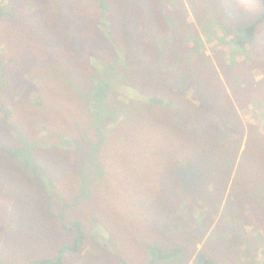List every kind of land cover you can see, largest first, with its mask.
I'll return each instance as SVG.
<instances>
[{
	"label": "rangeland",
	"instance_id": "rangeland-1",
	"mask_svg": "<svg viewBox=\"0 0 264 264\" xmlns=\"http://www.w3.org/2000/svg\"><path fill=\"white\" fill-rule=\"evenodd\" d=\"M13 1L0 23V93L10 84L0 100L12 114L5 122L0 113V146L27 142L49 183L28 181L0 157V173L5 166L23 184L17 194L0 174V202L13 210L0 259L143 264L153 243L181 248L182 264L200 251L264 264V216L243 226L232 207L236 197L264 209V23L254 45L232 46L237 27L261 15V0H132L103 12L94 0ZM145 38L162 44L165 66L142 58ZM96 134L105 139L98 149L88 142ZM85 179L95 183L89 193ZM75 221L98 236L60 259L74 244L61 231Z\"/></svg>",
	"mask_w": 264,
	"mask_h": 264
},
{
	"label": "trees",
	"instance_id": "trees-1",
	"mask_svg": "<svg viewBox=\"0 0 264 264\" xmlns=\"http://www.w3.org/2000/svg\"><path fill=\"white\" fill-rule=\"evenodd\" d=\"M54 1H55V6H59L60 4L66 5V2L68 0H54ZM69 1L72 2L73 0H69ZM94 1H96L100 5V7H101L100 12L101 11L103 12V9L109 10L110 7L116 8L121 3H124L128 8H130L129 6L132 7V4H131L132 0H130V2H129V0H128V2L125 1V0H116V1H114V0H94ZM260 2H261V6H262L261 15L258 18H256L253 21V23L248 24V25L244 24V25H240V26L237 27L236 33H235V35L233 37V41H232V46L234 48H236V49H242V48L245 49L248 46L254 45V43L256 41V38H257V34H256L257 27L259 25H261L262 23H264V0H261ZM148 7L149 6H142L140 8L141 18H142V14H145V13L149 14ZM11 10L13 12L16 10V1H13V0H0V23L4 22L6 20L7 16L10 15V13L12 12ZM162 11H163V14L166 16V13H167L166 10L162 8ZM114 21L116 22V20H114ZM97 29H99V28H97ZM145 41H146V45L148 46L149 53L146 54L144 52V55H143L142 58H144V56H146V55H149L148 57L154 59L156 64H158V60H159L161 65L164 64V66H165L166 58H165V55H164L162 44L160 43L159 44V48H158L157 44L154 43V42H151L152 40L150 38H145ZM2 46H3V44L0 42V50L2 49ZM127 55H128V52H127ZM1 67L6 71V67L4 66V64H1ZM13 72L16 73L17 76L19 77V71L17 69L14 70ZM12 82L14 83V81H12ZM182 82H184V81H182ZM188 84H189V82L185 81L183 86H187ZM9 85L7 84V85L3 86V88H2L3 92L0 93V96L2 94L4 95V91L9 87ZM107 87L109 88L108 85H107ZM105 95H106V89L103 88L102 94L99 93V97H100L101 101H105L104 104H103L104 106H105V104L107 105ZM1 103H5V102L3 100H0V113L3 114L4 120H5V122H7V121H9L11 119L12 114L10 112L6 113L7 110L3 109V107L5 105H3ZM97 119H98V117H93L92 121L94 123H97ZM208 124H209V122H208ZM213 124H215V123H212V125ZM209 125H211V124H209ZM213 130H215V129L213 128ZM100 134H96V135L99 136V140H100V141L98 140L99 142L95 141V140H89L88 141L90 143V146H93V145L96 144L95 145V149H98L97 145L99 143H101L102 140H105V139L101 138ZM27 146H28V143L25 142V146L24 147H22V145L21 146L14 145V146H8L6 148L5 145L4 144L2 145V143H1L0 147L4 151V154L0 153V157L1 158L2 157L11 158V161L13 160L12 161L13 164H15L14 162L19 163L20 167H21V168L19 167V171L22 172V175L26 179H28V181H30V182L35 181L37 184H39V183H43V184L44 183H49L48 182L49 179L47 178L48 175L47 174L45 175L44 169L43 168L41 169L38 166L39 163H37V162H38V155L39 154H36V152L33 153V154L32 153L31 154H27L28 153V151L26 149ZM42 150H44V148ZM95 158L97 159V162L99 161L98 159H101V158H99L97 156H95ZM86 166L89 169L90 168V162H89V164L86 163ZM1 173H6L10 177V180L7 181V182L10 183L13 186V188L17 191V194H19V192L21 191V186L23 185V184H20L18 182L17 178H19V177L15 176V175H12L13 173H8V168H6L5 166L2 167ZM93 178L95 179V177H93ZM12 180L17 182L16 186L12 184ZM94 185H95L94 182L91 183L89 180L85 179L84 191L86 193H89V189H92ZM3 187L4 188H1L2 189L1 195L5 196V194H7V191L9 190V189H6V188H10V186L4 185ZM92 192H90L91 195H92ZM240 193L242 195L248 196L249 192L246 189V190L240 191ZM24 196H25V198H21V197L19 198V200L22 201V203H24V200L27 197L26 194ZM233 202L235 203V205L233 204L232 207H233V209L235 211V214L239 213V214H236V216L239 217L238 220L242 223L243 226L246 225V224H256V223L259 224V222H260L259 218L264 216V209H262V211L260 213L256 210V208L259 206V204L257 205V203H255L254 208L246 209L244 207L243 203L239 204L241 202L240 198H236L235 197V199H233ZM253 215L257 216L256 221H253V218H252ZM6 218L10 219L11 222H12L13 210H12V208L10 209L8 205H5L4 203L0 202V236H2V237H4V236L6 237V235H8V233H7L8 226H7V224H3V221ZM61 219H64L63 216L61 217ZM233 230L235 231V233H239V235L242 236V229L241 228H236V229H233ZM61 232L63 233V235L72 236L73 240H74V244L72 246H67V247H64L62 249L60 254H58L60 259H64L68 253H70V254L77 253L80 250V246L83 243H87L88 240H91V237L93 238V235L96 236V237L98 236V234L96 233V229L92 228L91 236L89 237V235H88L87 231L85 230V228L83 226V223L81 221H75L73 223V227L70 230L68 229V230L64 231V229H63V231H61ZM243 233H245V232L243 231ZM236 236H237V238H239L238 235H236ZM0 240L2 241L1 237H0ZM111 240H113V239L104 240V241L102 240V244H103V247H104V248H102V250H103L104 253L108 252L107 251V247L110 246ZM223 240H227V237L225 235H223L221 237V240L218 242L219 245H221L223 243ZM262 240L264 241V237L262 238ZM92 243L94 245V240L92 241ZM150 250H151V252H153V257H150V260L146 261L143 264H182L179 256L181 254H184V253H183L181 248H177L175 250H171L170 248H163L160 245L152 243L150 245ZM165 250H169V252L168 253L164 252ZM233 250L234 251H238L235 248H233ZM101 255H102L104 261L106 262L107 259L104 257L106 254L101 253ZM222 255H223V252H222ZM219 257L221 258V256H219ZM221 259L223 261L215 259L210 254H208V256H206L203 252L200 251V252H198L196 254L195 264H225V262H226V264H228L230 258L229 257H226V258L222 257ZM120 260L121 261H118V262H116L114 264H129L128 261L125 260V258H123V257H120ZM61 262L62 261L59 260V262L55 263V264H61ZM39 263L40 264H53L52 260H50V259L40 260ZM0 264H22V263H19V262H17V263H8V262H6V263H4L0 259ZM109 264H110V262H109Z\"/></svg>",
	"mask_w": 264,
	"mask_h": 264
}]
</instances>
